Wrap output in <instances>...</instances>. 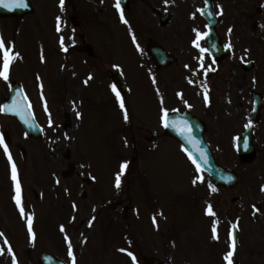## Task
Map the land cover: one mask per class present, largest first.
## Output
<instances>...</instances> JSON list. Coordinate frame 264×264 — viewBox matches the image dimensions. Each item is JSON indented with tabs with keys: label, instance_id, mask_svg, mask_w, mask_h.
I'll return each instance as SVG.
<instances>
[{
	"label": "flooded vegetation",
	"instance_id": "af4514ba",
	"mask_svg": "<svg viewBox=\"0 0 264 264\" xmlns=\"http://www.w3.org/2000/svg\"><path fill=\"white\" fill-rule=\"evenodd\" d=\"M229 1L208 0L207 3L218 20L215 30L223 46L230 44L234 32L235 35L246 33L244 25L243 31L241 30L242 20L235 18L233 22V17H224L225 8L219 9L220 3L227 4ZM77 2L78 0H68L64 3L63 10L58 0L55 5L44 4V9L39 7L40 11L43 9V12L55 16L56 21L60 17V31L53 29L51 24L54 23L49 20L48 28L46 25L42 28L38 20L41 14L33 1L34 11L31 14L0 17V29L1 24L9 26L8 29L0 30L5 46L13 53H19V58L11 63L9 79L6 81L0 78V106L7 101L11 105L14 99L25 105L22 111H0V137L11 133L17 135L14 142L6 144L8 148H18L21 143L31 142L30 151L35 154L29 160L33 162L34 169L43 160L56 162L59 159L65 162L63 168L60 162L56 163L60 172L53 176L52 181L54 195H63L64 202L59 205L69 209L77 207V197L87 200L86 208L90 211L109 208L116 214L120 207L123 217L131 219V209L137 193L135 177L131 179L133 191L131 188H123V182L138 172L137 165H134V162L137 164V154L140 152L143 155L146 151L164 154L170 144L176 148L181 147L168 133L167 127H164L162 109L168 110L167 115L178 113L176 117L181 113H190L196 119L193 124L196 128L188 136L190 141L197 145V135L194 133L201 129L203 138L215 152V157L223 160L219 152H224L228 163L239 177L237 184L230 188L233 203L236 198H242L247 193L249 196L264 195V65L261 63L262 67H258L256 61L251 63V75L245 62H238L244 73L239 72L234 76L228 69V76H223L224 59H212L215 76H199L202 54L193 41L197 36L194 29L201 33L207 30L208 22L201 15L205 0H168V3L165 0H124L122 4L125 7L121 8L128 22L148 21L144 25L140 23L138 27L132 21L135 28L130 31L133 34H137L139 38L142 34H147L143 39L145 44L141 42L148 65L147 75L135 78L134 82H128L121 70L122 54L118 52L119 47L108 44L107 37L111 30L108 19L111 25L116 26V20L120 18V13L114 6L116 0H84L87 4L91 3L93 9L88 8L84 13L86 20L98 26V34L87 33L88 38L77 32L81 25ZM94 2L100 4L97 12ZM255 3L256 12L263 16L264 0H256ZM54 10L56 13H51ZM252 13L254 12H249V15ZM98 18L102 24L95 22ZM71 19L76 25L71 23ZM252 19L251 15L248 20ZM244 20L246 21L245 17ZM253 26L264 27V24L256 22ZM235 28H239L241 32L234 31ZM61 32L63 34L60 39H55V44L50 45L47 37ZM31 33L37 35L38 45L30 43ZM91 36L98 43L91 41ZM199 43L205 48L204 37ZM245 47L250 53L249 40H246ZM2 65L3 53L0 52V70ZM113 85L123 98L125 109L120 108ZM27 105H30L34 119L42 127L46 137L62 132L67 118L71 133L68 147L73 149L68 161L56 156V144H53V152L49 151L51 156H41V141L24 135L14 116H26ZM125 110L129 119L123 125ZM168 120L180 123L179 120ZM81 135L80 144L78 137ZM110 138L120 144L124 140L125 146L130 147L133 153L126 156L120 154L110 158L108 163H99L90 155H82L81 151L87 153L95 143V146H105L103 142ZM118 145L108 147L109 155L119 152V149L115 151ZM0 148L4 149V145L0 144ZM26 159L27 157L21 161L23 164L17 169L21 173L27 169ZM122 162H127V167L121 176V186L117 189L115 178L121 171ZM106 165L112 168L109 186L100 173ZM66 166L69 172H64ZM25 189L27 188H21V191L25 193ZM31 192L38 198L33 188ZM123 195L124 198H121ZM124 200L128 202L127 205L122 204ZM239 235L236 229V239Z\"/></svg>",
	"mask_w": 264,
	"mask_h": 264
},
{
	"label": "rangeland",
	"instance_id": "374dc122",
	"mask_svg": "<svg viewBox=\"0 0 264 264\" xmlns=\"http://www.w3.org/2000/svg\"><path fill=\"white\" fill-rule=\"evenodd\" d=\"M33 1L37 8L43 4H56V0ZM255 1L236 0L232 2L230 0L227 4L220 3L219 5L220 9L225 8L224 17H233L231 18L233 22L235 18L242 20L241 30L244 25L246 32L244 35H235L234 32L231 40L232 53L224 59L222 64L223 76H228V69L233 72L234 76H237L239 72L244 73L238 65L241 61H256L258 67L264 65V27L253 26L256 22L264 24V15L260 16L256 12ZM99 7L100 4L94 2L96 12ZM76 8L80 13L78 15L81 23L77 32H81L86 38H88L87 33L98 34L96 32L98 26L89 23L84 15L88 8L93 10L91 3L87 4L84 0H78ZM38 12H40L39 9ZM54 12L55 10L51 13ZM249 12H254L251 14L252 21L248 20L251 16ZM49 18V14L45 12L41 14L39 24L42 28L45 25L48 28ZM99 18L95 22L102 24ZM108 21L111 25L110 19ZM132 21L128 22L127 26L124 25L125 23L112 26L107 37L108 44L119 47L118 52L122 54L121 70L128 82H134L135 78H140L142 75L146 76L148 70L146 56L141 47V42L145 44L143 39L147 34H142V39L137 34H133L130 31L131 27L135 28L131 26ZM134 23L138 27L140 23L144 25L148 21H135ZM51 26L53 28V24ZM8 28L9 26L1 24L0 30ZM249 28L250 32H248ZM234 31L241 32L239 28H235ZM62 34L63 32L59 34L58 39ZM56 37V34L47 37L50 45L55 44ZM90 39L98 43L94 40V36ZM246 40H249L250 53L246 51ZM30 43L34 46L38 45L37 35L34 33H31ZM208 66H211L210 60L202 55L200 69H198L200 75H198L204 77L203 71L207 70ZM122 123L123 125L126 123L124 115ZM11 135L14 142L17 135L14 133ZM93 135L97 136L96 133ZM78 139L81 144L82 135ZM53 141L58 147L55 151L56 156L62 158L69 141L63 133L54 134L51 139H42L40 155L46 158L49 156ZM103 143L105 146L102 147L95 146V143L87 150V153L84 154L81 151L82 155L87 157L90 155L99 163H108L110 158L123 155V152L119 151L117 154L109 155L105 148L118 144L125 154L133 153L130 147H121V144L117 140L114 142L113 138ZM22 145L27 148L25 163L27 169L22 172L21 176L22 184L24 183V187L27 188L21 198L25 209L24 216L20 214L16 201L13 199L16 195V188L10 172L9 159L6 154L0 155V233L4 234L0 236V249H3L0 253V264H13V256L16 264H38L37 259L45 252L55 255L66 264H72V257L68 254L69 244L76 264H144L145 257L158 258L163 264H227L224 256L229 251V227L232 224L238 227L240 233L239 239L235 242L237 243L235 253L231 257L233 264H264V195L249 196L247 193L242 198H236L233 203L231 190L225 187H215L211 180L201 171H197L193 163L173 144L167 147L164 154L149 151L144 152L143 156L140 152L137 154V164L134 162L135 167L136 165L138 167V172L137 168L135 170L137 176H129L126 179L127 185L124 186L133 191L131 179L135 177L137 193L133 203V217L128 224L122 220L120 207L116 214L109 208L90 211L86 208L87 200L77 197H75L77 207L71 209L61 207L59 203L64 202L63 195L60 193L56 197L53 194L50 177L51 171L55 174L60 172L56 168V163L60 162L63 168L65 162L59 159L56 162L43 160L35 170L33 162L29 160V157L35 154L30 151L31 142L22 143ZM219 156L223 157V160H220L222 166L232 167L224 152L222 154L220 151ZM18 162L21 163L19 154ZM111 169L109 165H106L100 171L108 186L111 183ZM122 179L124 180V177ZM194 180L195 183H193ZM210 184L215 187L216 191L209 188ZM19 185L21 186L20 183ZM31 188L38 193V198L34 197ZM121 198H124V195ZM127 203L124 200L122 204L127 205ZM209 204L212 205L214 216L206 213ZM254 205L256 208L253 207ZM112 215L111 222H102L104 218L112 217ZM29 216L34 238L30 236L28 230ZM154 216L156 217L155 224L153 223ZM214 220L218 221L216 225L218 239L212 237ZM61 226L64 228L63 231ZM5 239L8 241L7 244L4 242ZM9 247L12 252L8 251Z\"/></svg>",
	"mask_w": 264,
	"mask_h": 264
},
{
	"label": "snow or ice",
	"instance_id": "6c2138e0",
	"mask_svg": "<svg viewBox=\"0 0 264 264\" xmlns=\"http://www.w3.org/2000/svg\"><path fill=\"white\" fill-rule=\"evenodd\" d=\"M165 3H168V0H165ZM207 3H208V0H205L206 5H207ZM60 4H61V9L63 10L64 0H60ZM0 6L12 9V8H25V7H28V4H27L26 0H0ZM114 6L119 11L121 20L125 24H127L128 21H127V19H125L123 10L121 8V0H116V3ZM57 31H60V17H57ZM194 31L197 32V36H196V40L193 41V44L195 47L200 49V52L203 55L204 53H206L208 51V49L201 47L199 41L203 37H206L208 35V33L207 32L201 33L195 29H194ZM61 44L63 46V38H61ZM213 47H215V45H213ZM226 47L230 48V47H232V45L228 44V45H226ZM64 50L67 51V48H65ZM0 52L3 53V65H2V70H0V78H3L4 80L7 81L9 79V70H10L11 63L14 59L19 58V53H13V51L10 48L6 47L2 36H0ZM89 79H91V77H89ZM85 83H87V80L85 81ZM112 89L116 93V97L119 101L120 108L125 109L124 100L120 96V93L116 90L115 85L112 86ZM205 100L207 101V94H205ZM24 107H25V105H23L22 101H20L18 99H14L11 105L0 106V111H9V112L22 111V109ZM27 107H30V105H27ZM162 112H163L162 122L164 124V127H169V126L175 127L177 122L176 121H169L167 119L168 110L162 109ZM124 119H125V121H127L129 119L127 110L124 111ZM250 123L251 122H249V125H250ZM178 130L181 132V134L188 133L190 135V133H191L190 127L180 128ZM246 143L247 142L245 141V144ZM0 144L4 145V151L6 154H8L9 161L11 162V155L9 153L8 146L6 144H4L3 137H0ZM190 158H191V156H190ZM193 163L196 164V161L194 159H193ZM196 166H197V171H199V169H200L199 164H197ZM126 167H127V162H122L121 163V171L116 174L115 186L117 189H119L121 186V176L123 175ZM12 179L15 182V188H16V195L13 197V199L16 201V204L20 210V214L22 216H24L25 215V209L22 205V201H21V197H20V185H19V181L17 180L16 166L14 163L12 164ZM197 179H201V178L197 177ZM195 182L196 181L194 180L193 183H195ZM209 188L212 191H216L215 187H213L211 184L209 185ZM262 190H264V186H262ZM253 207L256 208L255 205ZM206 213L209 215H213V216L215 215V213L213 212V208H212L211 204H209L208 207L206 208ZM161 215H162V213H161ZM153 223L154 224L156 223V217L155 216L153 217ZM217 223H218V221H215V220L213 221V228H212L213 239L219 238L218 234H217V227H216ZM28 230H29L30 236H32L34 238V234L32 233L31 217L30 216L28 217ZM61 230L62 231L64 230L63 226H61ZM3 235H4L3 233H0V236H3ZM229 235H230L229 251L225 254L224 259H225V261H227V264H233V260L231 259V257L235 253L236 243H235L234 235L232 233H230ZM4 242H5V244L8 243V241L6 239ZM2 251H3V249H0V253H2ZM8 251L12 252L11 247L8 248ZM121 251H125V250L121 249ZM68 254L70 257H72V264H76L75 257L73 256L70 244H69ZM128 254L132 255V253H128ZM133 260H135L134 256H133ZM13 264H16V260H15L14 256H13Z\"/></svg>",
	"mask_w": 264,
	"mask_h": 264
},
{
	"label": "water",
	"instance_id": "95a60500",
	"mask_svg": "<svg viewBox=\"0 0 264 264\" xmlns=\"http://www.w3.org/2000/svg\"><path fill=\"white\" fill-rule=\"evenodd\" d=\"M210 23H212V21H210ZM207 44L210 53L214 54L215 57L220 59L223 54L219 50L217 44V37L214 35L213 31L208 35ZM213 45H215V47H213ZM26 128L27 131H29V135H35L33 130L30 131L28 129L30 128L29 126ZM196 134L201 140H203L200 131H197ZM186 148L191 158L196 161V165L199 164L200 168H202L204 171L210 174L213 177L215 184L228 185L230 183V181H228V176L225 175V172L227 171L223 170L222 168H220L218 165L215 164L208 150V146L205 143H201V145L198 147H186ZM38 262L39 264H60L49 254H44L43 256H41ZM146 262L147 264H160L156 260H148Z\"/></svg>",
	"mask_w": 264,
	"mask_h": 264
}]
</instances>
